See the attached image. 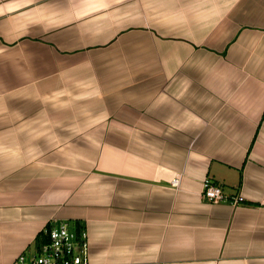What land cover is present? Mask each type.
I'll list each match as a JSON object with an SVG mask.
<instances>
[{
	"label": "crops",
	"instance_id": "obj_1",
	"mask_svg": "<svg viewBox=\"0 0 264 264\" xmlns=\"http://www.w3.org/2000/svg\"><path fill=\"white\" fill-rule=\"evenodd\" d=\"M62 221L89 264H264V0H0V264Z\"/></svg>",
	"mask_w": 264,
	"mask_h": 264
},
{
	"label": "built area",
	"instance_id": "obj_2",
	"mask_svg": "<svg viewBox=\"0 0 264 264\" xmlns=\"http://www.w3.org/2000/svg\"><path fill=\"white\" fill-rule=\"evenodd\" d=\"M180 177L172 181V187L179 189ZM202 199L211 204L226 203L237 208L246 202L240 194H230L223 187L207 178L203 182ZM48 242L31 260L24 253L13 264H89V235L86 228L71 226L62 221L45 230Z\"/></svg>",
	"mask_w": 264,
	"mask_h": 264
},
{
	"label": "trees",
	"instance_id": "obj_3",
	"mask_svg": "<svg viewBox=\"0 0 264 264\" xmlns=\"http://www.w3.org/2000/svg\"><path fill=\"white\" fill-rule=\"evenodd\" d=\"M46 239H47V236H46Z\"/></svg>",
	"mask_w": 264,
	"mask_h": 264
}]
</instances>
